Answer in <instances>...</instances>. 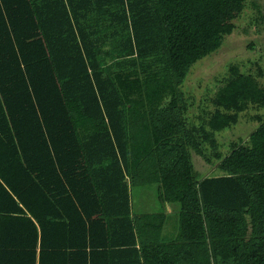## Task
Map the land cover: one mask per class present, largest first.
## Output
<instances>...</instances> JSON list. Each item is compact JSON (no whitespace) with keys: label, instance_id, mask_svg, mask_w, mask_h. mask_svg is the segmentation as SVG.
I'll use <instances>...</instances> for the list:
<instances>
[{"label":"trees","instance_id":"trees-1","mask_svg":"<svg viewBox=\"0 0 264 264\" xmlns=\"http://www.w3.org/2000/svg\"><path fill=\"white\" fill-rule=\"evenodd\" d=\"M244 6L0 0V264H264V120L225 155L216 138L264 106V73L231 64L199 123L180 89ZM101 14L128 31L130 68L107 70ZM158 48L166 63L138 72ZM191 152L219 173L198 179ZM151 183L179 205L174 238L164 212L131 213Z\"/></svg>","mask_w":264,"mask_h":264},{"label":"rangeland","instance_id":"rangeland-1","mask_svg":"<svg viewBox=\"0 0 264 264\" xmlns=\"http://www.w3.org/2000/svg\"><path fill=\"white\" fill-rule=\"evenodd\" d=\"M113 10L115 7H111ZM233 31L225 35L221 45L213 52L201 57L190 66L180 89L188 99L186 117L189 122L199 123L212 110L210 98L228 75V67L236 64L243 73L257 74L258 69L264 73V0H245V6L233 20ZM98 27L101 35H105L103 50L107 53L103 59L109 72L130 68L126 62V47L123 44L128 31L122 24L110 20L101 14ZM124 61L120 66L117 62ZM167 61L162 48L153 50L146 57L136 60L138 72L161 68ZM144 69V70H143ZM264 85V77L258 76ZM259 116V118H258ZM261 118V119H260ZM264 120V106L248 108L241 112L236 124L216 133L219 150L223 155L231 149V142H245L248 135ZM191 160L197 178L217 175L216 161L207 163L202 157L191 152ZM157 184L137 185L131 189V206L134 213L154 212L167 206H174L178 210V203L162 202L157 195ZM176 210L169 216L168 230L175 234Z\"/></svg>","mask_w":264,"mask_h":264},{"label":"crops","instance_id":"crops-1","mask_svg":"<svg viewBox=\"0 0 264 264\" xmlns=\"http://www.w3.org/2000/svg\"><path fill=\"white\" fill-rule=\"evenodd\" d=\"M176 210V208L174 206H167L166 209L162 208V210L159 211H154V212H139V213H134L132 211V206H131V213L133 216H138V215H143V214H149V213H157V212H164L165 215V219H164V223L162 225V230H161V235L163 236V238H174V236L176 235L177 232V227H176V231L175 234L173 235V233H169V228H168V224H169V216L170 214H173L174 211ZM176 218H177V210H176ZM177 222V219H176Z\"/></svg>","mask_w":264,"mask_h":264}]
</instances>
